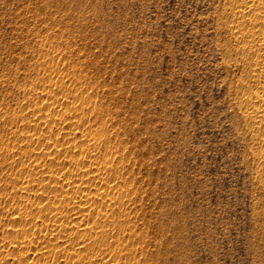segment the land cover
Segmentation results:
<instances>
[{
    "label": "rangeland",
    "instance_id": "obj_1",
    "mask_svg": "<svg viewBox=\"0 0 264 264\" xmlns=\"http://www.w3.org/2000/svg\"><path fill=\"white\" fill-rule=\"evenodd\" d=\"M224 3L0 0V264L84 258L74 243L102 228L51 240L38 216L63 192L52 176L83 167L91 136L129 188L112 215L122 231L105 239L140 247L131 262L264 264L263 166L235 125ZM36 230L35 248L15 247Z\"/></svg>",
    "mask_w": 264,
    "mask_h": 264
},
{
    "label": "bare ground",
    "instance_id": "obj_2",
    "mask_svg": "<svg viewBox=\"0 0 264 264\" xmlns=\"http://www.w3.org/2000/svg\"><path fill=\"white\" fill-rule=\"evenodd\" d=\"M218 19L219 29L228 37L225 47L221 51L223 64L226 68H232L233 71L239 73L236 83L230 86L232 89V92L230 91L231 106H233L235 117H237L235 125L240 139L252 153L254 158L252 160L256 161L254 163L263 166L262 173L264 175V0H225L224 8ZM47 88H49L48 85L42 89L46 95L50 92ZM76 110L81 114L78 109ZM77 111L73 110V115L77 116ZM98 141L100 139H96L95 136L84 141L89 150L82 159L85 164L82 168L70 170L67 175L52 176L56 184L55 188L58 189L59 186L63 192L54 194L52 207L47 213L40 214L38 216L40 219H38H42V222L43 220L52 221L51 228L45 230V233L51 236V240L63 238V236L70 238L69 231L77 233L73 228H77L78 231L84 230L89 234L94 227L102 228L100 233L95 231L97 234L92 235L93 238L91 234L84 235L81 236L84 241L80 240L74 243V248L78 249L84 245V249H88L84 258L76 257L75 253L71 254L72 258H77L75 259L77 262L72 260L70 264H138V262L136 263L137 259L134 262L131 260L137 258L140 247L132 248V244L122 243L119 240L108 243L105 239L108 232L115 229L122 231L123 224L116 218L114 219L112 215L122 209L123 198L128 197L129 188L126 190L118 186L121 174L119 168L114 166L112 157L103 156L100 161L99 156L94 155ZM73 176L82 178L86 176L88 179L97 181L99 185L84 184L83 181L75 184L69 179ZM23 188L26 189V186ZM63 188L65 189L63 190ZM67 190H71L75 195L65 199L64 191L67 193ZM40 195L42 196V193ZM94 199L99 203L98 209L95 212H90L92 201L95 202ZM84 220L86 221L85 226ZM89 221H92L96 226L94 224L92 226L91 223L89 225ZM76 223L78 224L76 225ZM129 233L132 235V231ZM33 234L35 237L32 239L29 237L30 234L23 232L24 236L15 243V247L20 250L22 247L30 248L33 245L35 248L36 244L33 242L40 238L41 233L36 230ZM49 251L53 254L54 260L61 257L59 251H54L53 248H50ZM23 260V256L19 257L21 263ZM46 264H61V262H47Z\"/></svg>",
    "mask_w": 264,
    "mask_h": 264
}]
</instances>
